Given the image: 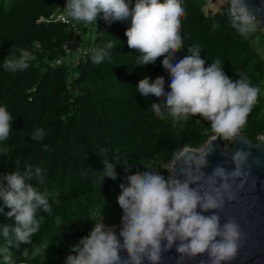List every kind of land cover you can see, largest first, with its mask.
I'll return each mask as SVG.
<instances>
[{"label":"trees","instance_id":"trees-1","mask_svg":"<svg viewBox=\"0 0 264 264\" xmlns=\"http://www.w3.org/2000/svg\"><path fill=\"white\" fill-rule=\"evenodd\" d=\"M208 1L181 0L184 47L172 62L188 55L187 47L199 44L205 67L220 59L233 82L239 78L236 73L246 74L260 94L240 132L258 141L264 135L263 27L256 22V30L244 39L230 25V5L222 12H206ZM127 2L134 7L135 0ZM65 4L66 0H0V106H6L13 117L9 138L0 141V149H7L0 152V175L16 170L17 161L21 170L25 161L33 171L39 167L44 183L35 179L29 183L50 193L53 209L51 215L37 213L38 219H44L32 238L35 246L49 248L33 258L22 255L26 247L31 253L33 245L10 246L14 264H65L66 257L74 254L71 247L90 233L94 222L121 224L117 197L128 175L144 173L148 166L168 176L163 168L175 149L184 145L199 149L213 136L209 122L199 116L179 123L171 117L157 118L150 104L161 101L149 96L146 102L137 92L145 75L150 82L163 77L166 92L171 78L162 67L163 57L155 64L137 65L139 52L128 47L125 36L131 17L110 24L98 18L97 25L80 23L75 30L72 23L50 19L64 13ZM106 42L115 47L102 63L93 64L92 49ZM66 44L75 48L68 52ZM19 49L35 59L26 70L6 71L4 58L18 57ZM57 60L62 63L56 64ZM36 129L44 131L43 140L31 139ZM113 154L128 161V171L117 164V179L105 177L103 182L102 160L114 162ZM9 210L4 207L0 213V226H15L14 218L6 217ZM5 243L0 233V246ZM0 264H4L2 256Z\"/></svg>","mask_w":264,"mask_h":264},{"label":"clouds","instance_id":"clouds-1","mask_svg":"<svg viewBox=\"0 0 264 264\" xmlns=\"http://www.w3.org/2000/svg\"><path fill=\"white\" fill-rule=\"evenodd\" d=\"M225 2L230 5V25L238 35L248 39L257 24L247 0H221V4ZM63 11L65 23L97 25L101 18L110 24L131 17L125 36L128 47L139 52L137 65L155 64L163 57L162 67L170 74L168 92L163 77L150 82L145 75L136 86L146 102L149 96L161 101L150 104L157 118L171 117L179 123L199 116L209 122L212 141L232 140L246 125L260 94V89L252 85L246 74L236 73L239 78L233 82L224 73L220 59L205 67L206 59L201 58L199 44L187 47L188 55L172 62L184 47L181 27L185 10L181 0H135L131 8L127 0H66ZM114 47L112 42L96 46L92 49L91 62L102 63ZM19 53L18 57L7 55L4 58L6 71L26 70L28 62L35 59L27 50L19 49ZM12 123L13 117L6 106H0V141L9 138ZM44 135L42 129H36L31 139L43 140ZM212 150V146L194 150L188 145L175 149L163 168L168 172L167 179L145 165L148 170L144 173L137 171L128 175L127 183L119 185L121 193L117 197L123 212L119 232L122 243L114 228L106 229L104 223L94 222L90 233L71 247L74 254L66 257L65 264H144L145 260L148 264H160L162 252L173 247L178 253L177 264L197 256L207 257L199 264H230L238 254L244 233L232 217L221 223L220 213L227 201L236 198L233 186L243 188L247 175L244 169L250 153L236 150L231 155L234 170L218 165L211 174H206L202 169L207 166L206 157ZM102 151L107 152V149ZM0 152L7 153V149H0ZM112 158L114 162L102 160L100 178L103 182L105 177L117 179V164H123L128 171V161L121 162L117 154ZM33 179L38 184L44 183L42 170L37 167L33 171L27 161L23 170L17 161L16 170L0 175V201L10 209L6 217L15 221V226H0L6 242L0 246L4 264H14L10 246L33 245L31 253L27 247L22 252L23 256L31 254L33 258L49 248L48 244L39 247L33 244L32 238L44 219L43 216L38 219L37 213L51 215L53 211L50 193L29 183ZM53 202L59 203L58 200ZM4 207H0V213L4 212ZM56 223L61 224L60 217L56 218ZM122 251L127 258H122Z\"/></svg>","mask_w":264,"mask_h":264},{"label":"water","instance_id":"water-1","mask_svg":"<svg viewBox=\"0 0 264 264\" xmlns=\"http://www.w3.org/2000/svg\"><path fill=\"white\" fill-rule=\"evenodd\" d=\"M247 4L258 23L264 27V0H247ZM207 146H212L213 150L206 157L207 166L202 169L206 174H211L218 165L229 171L234 170L235 165L231 161V155L236 150L243 149L250 153L244 169L247 174L244 186L243 188L233 186L232 192L236 198L225 203L224 210L220 213L221 223L232 217L244 233L238 254L230 264H264V135L259 136L258 141L252 140L242 132L229 141L220 139L212 141L211 137L204 147ZM161 175L165 179L168 178L165 174ZM236 183L239 184V181ZM103 225L106 229L114 228L122 243V238L119 237L121 225L114 227ZM120 255L122 258H127V254L123 251ZM201 260H207V257L197 256L193 260H185L184 264H199ZM177 261L178 253L175 247L162 252L160 264H177ZM144 264H148V261L145 260Z\"/></svg>","mask_w":264,"mask_h":264},{"label":"built area","instance_id":"built-area-1","mask_svg":"<svg viewBox=\"0 0 264 264\" xmlns=\"http://www.w3.org/2000/svg\"><path fill=\"white\" fill-rule=\"evenodd\" d=\"M57 5H58V3H56ZM59 9V8H58ZM64 16V13H62V12H59V13H56V14H54V15H52L51 17H50V19H53L54 21H62V22H64L65 23V21L62 19V17ZM43 20V19H42ZM67 23H72L73 24V26H74V28H75V30H78V27H79V25H80V23H76V22H72V21H69V22H67ZM65 48H66V50L68 51V52H70L71 51V49H73V48H75V46L73 45V46H69L68 44H66L65 45ZM85 53L87 52L86 50L84 51ZM85 53H84V55H82L84 58H85ZM62 63V60H57V62H56V64H61Z\"/></svg>","mask_w":264,"mask_h":264},{"label":"rangeland","instance_id":"rangeland-1","mask_svg":"<svg viewBox=\"0 0 264 264\" xmlns=\"http://www.w3.org/2000/svg\"><path fill=\"white\" fill-rule=\"evenodd\" d=\"M218 2H220V0H209L208 4L206 6V12H208V11H213L214 13L215 12H222L223 8L229 6V4L227 2H225L223 4H219V5H218ZM256 22H258V21L256 20ZM262 27H263V25H262ZM263 30H264V27H263ZM119 225H121V224H119Z\"/></svg>","mask_w":264,"mask_h":264},{"label":"bare ground","instance_id":"bare-ground-1","mask_svg":"<svg viewBox=\"0 0 264 264\" xmlns=\"http://www.w3.org/2000/svg\"><path fill=\"white\" fill-rule=\"evenodd\" d=\"M219 4H221V0H220V2H218V5H219Z\"/></svg>","mask_w":264,"mask_h":264}]
</instances>
